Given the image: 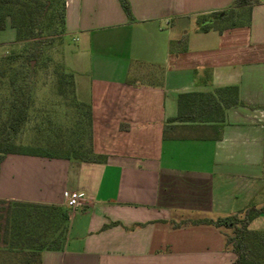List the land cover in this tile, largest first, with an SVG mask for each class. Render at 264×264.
<instances>
[{
  "label": "crops",
  "instance_id": "0c3cea01",
  "mask_svg": "<svg viewBox=\"0 0 264 264\" xmlns=\"http://www.w3.org/2000/svg\"><path fill=\"white\" fill-rule=\"evenodd\" d=\"M128 2L131 20L119 0H65L63 67L100 159L6 155L0 201L84 194L40 264H232V229L205 222L264 205V0L230 23L220 18L234 0ZM1 33L3 55L17 44ZM228 88L240 104L224 106ZM180 95L214 96L218 118L169 122ZM249 229L264 232V215Z\"/></svg>",
  "mask_w": 264,
  "mask_h": 264
},
{
  "label": "trees",
  "instance_id": "16d2710c",
  "mask_svg": "<svg viewBox=\"0 0 264 264\" xmlns=\"http://www.w3.org/2000/svg\"><path fill=\"white\" fill-rule=\"evenodd\" d=\"M255 0H234L227 11L223 13L220 20L225 23L232 22L233 16L246 17V13L250 10ZM120 5L128 19H132L130 5L128 0H119ZM64 10L65 0H0V31L4 30L8 25L15 32L16 44L25 43L32 46V51L17 52L0 59V85H6L8 89V97L5 98V117L0 123V162L6 155L10 154H29L42 155L47 157L48 154H38L33 152L14 151L12 140L14 135L19 131L21 124L25 121L26 113L31 101L30 83L35 71L37 57L39 56V48L42 40L49 33L64 31ZM240 11L239 15L236 13ZM218 14L213 15L214 22H218ZM211 24L200 27V31H206ZM59 30V31H58ZM32 62L35 64L32 65ZM16 73V75H15ZM58 84L61 88L66 85L70 89L72 98L74 99L73 81L71 74L61 71L58 73ZM15 75V76H14ZM17 77V79H16ZM59 88V89H60ZM61 92V89H60ZM227 94L231 96L225 103L232 105L240 104L236 99L235 88H228ZM85 108L87 146L79 145L76 150L66 156L84 161H97L99 156H95L91 149V118L90 109L76 103ZM83 108V109H84ZM220 109L212 95H180L178 97V115L169 122H194L195 119L201 117V112L208 110L213 112L216 117V111ZM212 120L213 118L206 117ZM82 133V135H84ZM70 150V149H69ZM78 150V151H77ZM262 177L264 180V156L262 166ZM22 205H37L16 203ZM47 210L52 211L54 216L59 215L63 223L62 236L47 240H42L32 249L25 250L20 257L8 259L5 264H40V255L43 251H59L62 249L66 234V225L68 221L69 209L65 211L60 206L42 205ZM264 215V205L256 210L249 208L245 211L241 220L236 217L218 219L214 222H205L215 227L225 226L232 229V237L227 238V244H231L233 253L236 256L232 264H264V232L249 229L250 223L258 216ZM3 247L0 254H3L5 248L8 247L6 240L2 242Z\"/></svg>",
  "mask_w": 264,
  "mask_h": 264
},
{
  "label": "rangeland",
  "instance_id": "374dc122",
  "mask_svg": "<svg viewBox=\"0 0 264 264\" xmlns=\"http://www.w3.org/2000/svg\"><path fill=\"white\" fill-rule=\"evenodd\" d=\"M7 39L6 33L0 34V41ZM67 42L62 32L43 37L30 83L31 101L26 118L12 140L14 151L66 156L81 144L87 146L85 108L74 102L69 87L62 85L60 88L58 84V73L65 71L63 54ZM68 44L73 47L72 43ZM24 49L25 52L33 50L31 45L20 43L0 55V59ZM8 94L7 86L0 85V123L5 117V98ZM194 122L206 121L204 117H199ZM60 207L68 210L65 205ZM53 214L42 205L0 201V249L3 241L6 240L8 245L0 254V264L20 257L25 250L34 248L42 240L62 236L63 223L59 215Z\"/></svg>",
  "mask_w": 264,
  "mask_h": 264
},
{
  "label": "built area",
  "instance_id": "2783aa9c",
  "mask_svg": "<svg viewBox=\"0 0 264 264\" xmlns=\"http://www.w3.org/2000/svg\"><path fill=\"white\" fill-rule=\"evenodd\" d=\"M65 206L69 210L76 209L81 202L85 200V196L82 193H69L65 194Z\"/></svg>",
  "mask_w": 264,
  "mask_h": 264
}]
</instances>
